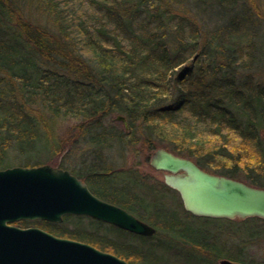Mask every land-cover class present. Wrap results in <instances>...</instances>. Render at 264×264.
Listing matches in <instances>:
<instances>
[{"label":"trees","instance_id":"1","mask_svg":"<svg viewBox=\"0 0 264 264\" xmlns=\"http://www.w3.org/2000/svg\"><path fill=\"white\" fill-rule=\"evenodd\" d=\"M67 119L95 153L85 175L72 174L157 232L84 226L79 216L75 229L64 225L72 216L32 223L129 264H161L159 244L147 240L183 222L163 204L106 185L120 171L104 165V150L114 142L164 148L264 189V0H0V170L58 164L42 155L65 153L58 130ZM161 191L180 197L164 182Z\"/></svg>","mask_w":264,"mask_h":264},{"label":"water","instance_id":"2","mask_svg":"<svg viewBox=\"0 0 264 264\" xmlns=\"http://www.w3.org/2000/svg\"><path fill=\"white\" fill-rule=\"evenodd\" d=\"M116 121L127 120L117 116ZM150 165L164 172L165 184L177 191L185 211L197 217L264 219V189L210 173L193 160L159 148ZM88 217L134 235L152 237L156 228L128 210L94 195L68 170L43 164L0 170V264H129L95 246L58 237L20 221L61 224L64 217ZM220 264H243L222 260Z\"/></svg>","mask_w":264,"mask_h":264},{"label":"rangeland","instance_id":"3","mask_svg":"<svg viewBox=\"0 0 264 264\" xmlns=\"http://www.w3.org/2000/svg\"><path fill=\"white\" fill-rule=\"evenodd\" d=\"M113 120H115L114 122L118 127H124L123 122L116 121L115 117H113ZM61 123L62 126L58 130V135L60 134L63 137L62 147H64V144L69 147L60 159L58 154L42 155L43 162L48 160H51L54 164L57 162L58 164L55 165L48 163L54 167H59L61 163L63 167L67 168L65 170L71 173L73 171L80 172L85 175L87 167L92 165L95 158V153H92L94 148L82 137V133L79 136L75 120L67 119ZM104 153L107 156V160L103 162L104 165L110 169L120 171L110 178L111 181H106V185L109 183L108 186L121 192L125 191L124 188H128L132 192L145 197L149 203L152 202L153 205L163 204L167 210L179 214V219L183 222L179 232H160L157 238L147 240V244H159L155 246V250L161 257V264H220L222 260H230L227 255L231 254L239 255L248 262L253 261L254 264H264L263 221L258 220V218L231 220L189 215L184 211V208L182 209L180 197L175 192L163 191L165 194L162 191L158 192L160 184L164 180V173L151 167L150 157L154 152L148 151L147 147L142 146L141 143L137 146L131 147L128 144L124 147L120 143L114 142L111 147L104 150ZM31 157L36 159V156L31 155ZM14 164L13 167L19 166L16 162ZM141 213L145 215L142 210ZM72 217L71 221L64 224L69 229H75L77 226V219L74 216ZM83 218L84 226L90 225L93 220L88 217ZM38 221L42 222V220ZM29 222L26 226H16L43 229L42 226L32 223L37 221ZM104 224V227H106L107 224ZM89 229L93 231L92 228ZM43 230L47 231L46 229ZM103 231L102 233H104ZM117 236L121 239H133L135 244L141 242L132 236L126 237V235L120 233ZM219 254L220 256H218Z\"/></svg>","mask_w":264,"mask_h":264},{"label":"flooded vegetation","instance_id":"4","mask_svg":"<svg viewBox=\"0 0 264 264\" xmlns=\"http://www.w3.org/2000/svg\"><path fill=\"white\" fill-rule=\"evenodd\" d=\"M162 173H164V172H162ZM164 175H165V173H164ZM89 186V185H88ZM90 188V187H89ZM235 262V261H234Z\"/></svg>","mask_w":264,"mask_h":264},{"label":"bare ground","instance_id":"5","mask_svg":"<svg viewBox=\"0 0 264 264\" xmlns=\"http://www.w3.org/2000/svg\"><path fill=\"white\" fill-rule=\"evenodd\" d=\"M126 119V118H125ZM125 125V124H124ZM127 127H128V125H127ZM127 129V128H126Z\"/></svg>","mask_w":264,"mask_h":264}]
</instances>
